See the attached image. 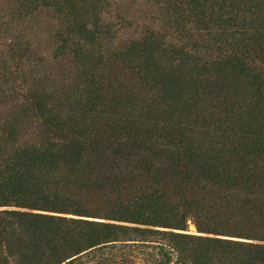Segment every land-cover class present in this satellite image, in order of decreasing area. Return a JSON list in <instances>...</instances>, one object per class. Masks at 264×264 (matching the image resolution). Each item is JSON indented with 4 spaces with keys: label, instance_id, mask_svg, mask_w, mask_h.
<instances>
[{
    "label": "trees",
    "instance_id": "trees-1",
    "mask_svg": "<svg viewBox=\"0 0 264 264\" xmlns=\"http://www.w3.org/2000/svg\"><path fill=\"white\" fill-rule=\"evenodd\" d=\"M147 1L115 46L102 0H7L66 73L0 118V264H264V0Z\"/></svg>",
    "mask_w": 264,
    "mask_h": 264
},
{
    "label": "rangeland",
    "instance_id": "rangeland-1",
    "mask_svg": "<svg viewBox=\"0 0 264 264\" xmlns=\"http://www.w3.org/2000/svg\"><path fill=\"white\" fill-rule=\"evenodd\" d=\"M107 5L105 19L111 39L119 46L150 30L165 26L166 10L147 0H102ZM59 20L49 10H41L20 20L7 0H0V118H16L21 108V89L32 75L63 76L66 64L54 56L55 30ZM60 24V22H59ZM30 42L24 55L15 54L17 42ZM26 124V123H25ZM190 229L195 230L193 224Z\"/></svg>",
    "mask_w": 264,
    "mask_h": 264
}]
</instances>
